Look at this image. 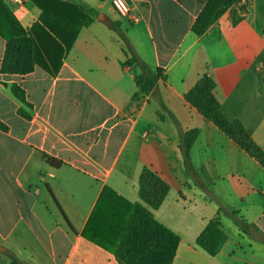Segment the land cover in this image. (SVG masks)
Wrapping results in <instances>:
<instances>
[{
  "label": "crops",
  "instance_id": "0c3cea01",
  "mask_svg": "<svg viewBox=\"0 0 264 264\" xmlns=\"http://www.w3.org/2000/svg\"><path fill=\"white\" fill-rule=\"evenodd\" d=\"M4 1L25 28L40 20L31 0ZM75 1L94 20L55 76L39 65L24 75L2 73L7 43L0 36V122L7 126L0 127V264H120L83 232L97 209L95 235L127 221L141 201L144 167L170 187L153 213L180 237L173 264H264V166L185 99L212 76L226 117L241 120L264 150V0H240L203 35L193 26L207 0H126L130 16L112 0ZM121 31L166 75L133 104L139 87L134 67L123 65L130 53ZM14 83L32 108L13 94ZM193 128L199 183L179 146L181 131ZM221 206L253 224L252 234L219 213ZM215 217L227 239L210 255L196 240Z\"/></svg>",
  "mask_w": 264,
  "mask_h": 264
},
{
  "label": "trees",
  "instance_id": "16d2710c",
  "mask_svg": "<svg viewBox=\"0 0 264 264\" xmlns=\"http://www.w3.org/2000/svg\"><path fill=\"white\" fill-rule=\"evenodd\" d=\"M31 1L42 10V13L40 20L27 29L5 1L0 0V36L7 43L1 72L24 75L32 72L35 66L39 65L55 76L60 70L65 53L72 47L82 26L94 20V11L75 0ZM239 1L207 0L193 26V31L197 35H203L213 23ZM119 34L130 53V58L123 65L134 67L135 80L139 87L132 96L131 104H133L148 94L160 79L165 80L166 75L162 68L152 69L140 57L123 31ZM137 68L139 72H136ZM215 88L214 78L205 75L186 93L185 99L264 166V150L241 120L231 121L226 117L217 99ZM11 90L26 104L25 106L32 108L26 98V91L21 85L14 83L11 85ZM162 106L169 111L165 103ZM18 112L27 119L31 118V113L24 107L19 108ZM0 127L7 128L2 122H0ZM198 134L199 129L193 128L181 131L179 138L187 173L197 183L200 182L199 172L192 159V148ZM44 158L52 166L61 165L59 160L49 155L45 154ZM169 190L167 182L150 168L144 167L139 177L141 201L132 205V213L127 221L123 225H113L101 231V236L95 235L90 227L94 221V215L98 213L97 209V212L94 210L83 235L112 252L120 264H173L180 237L157 220L153 213V209L163 203ZM219 213H225L231 217L248 234H252L255 229L254 225L238 211L228 210L221 206ZM226 239L227 234L220 219L215 217L199 234L196 244L210 255H216ZM11 264L24 263L13 259Z\"/></svg>",
  "mask_w": 264,
  "mask_h": 264
},
{
  "label": "built area",
  "instance_id": "2783aa9c",
  "mask_svg": "<svg viewBox=\"0 0 264 264\" xmlns=\"http://www.w3.org/2000/svg\"><path fill=\"white\" fill-rule=\"evenodd\" d=\"M17 2H21V0H15ZM112 4L114 9L121 16H130L131 15V7L126 0H112ZM133 19L137 21V17L133 16Z\"/></svg>",
  "mask_w": 264,
  "mask_h": 264
}]
</instances>
